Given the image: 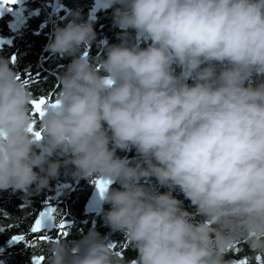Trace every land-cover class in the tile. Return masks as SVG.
Segmentation results:
<instances>
[{
  "label": "trees",
  "instance_id": "obj_1",
  "mask_svg": "<svg viewBox=\"0 0 264 264\" xmlns=\"http://www.w3.org/2000/svg\"><path fill=\"white\" fill-rule=\"evenodd\" d=\"M240 3L244 9L236 13V39L217 51L215 67L206 63L199 103L196 92L186 87L182 94L152 96L148 106L128 107L129 92L115 105L97 109L71 137L69 118L42 121L56 143L42 139L41 147H52L51 152L34 167L25 187H0V245L14 232L29 231L48 202H55L57 218L68 222L66 235L55 241L30 233L29 247L12 251L9 264H34L41 255V264H264V2ZM189 9L179 11L188 23L204 15ZM7 19H0L2 36L9 30ZM241 36L247 37L254 63L247 84L234 83L200 110L201 99L210 93L207 71L224 70L226 62L231 67ZM45 37L30 31L5 44L0 77L23 68L74 64L64 37L58 40L62 57L58 52L55 63L42 61ZM50 77L32 92L50 93L57 79ZM137 90L142 97L147 92ZM12 95L6 91L0 100L10 101ZM2 108L7 117L33 113V106ZM219 120H226L228 128L177 136L182 127L194 130ZM41 147L25 143L21 154L34 155ZM113 162L125 172L110 185L102 207L87 211L96 178ZM63 181L70 185H58ZM78 243L80 251L74 252Z\"/></svg>",
  "mask_w": 264,
  "mask_h": 264
},
{
  "label": "flooded vegetation",
  "instance_id": "obj_2",
  "mask_svg": "<svg viewBox=\"0 0 264 264\" xmlns=\"http://www.w3.org/2000/svg\"><path fill=\"white\" fill-rule=\"evenodd\" d=\"M192 1L194 0H8L2 4L0 7H4L6 11L0 19L8 16L9 30L5 36L10 39L1 44L0 51L5 48V44L12 45L14 40H22L27 32L34 31L47 36L40 57L42 61L55 63L58 52L62 57L58 43L62 37L66 38L68 56L76 59H72L75 62H70L69 65L58 63L57 67L36 66L23 68L18 73H5L13 75L14 80L11 87L0 92V95L6 91H11L13 95L10 101L0 100V107L16 104L22 108L25 105L33 106V113L7 117L4 115L6 110L2 108L0 111V187L9 188L15 184L25 187L26 181H29L35 171L34 167L48 160L47 154L52 147H41L44 142L42 139H46L51 145H55L56 139H50L44 131L45 126L41 124L43 120L59 117L67 121L69 118L73 125L68 135L71 137L78 133L77 127H83L72 123L71 113L82 106L86 107L80 111L85 119V126L89 116L97 109L104 110L115 105L122 98L125 99L129 92L133 95L127 106L138 108L148 106L152 102V96L166 97L174 92L182 94L186 87L193 89L197 97L206 63L210 66L214 64L213 61L221 54H217V51H223L236 39L233 37V31L239 22L236 13L242 11L244 5L240 0ZM259 2L262 4L264 0ZM180 9H200L203 11L199 12L204 15H199L195 22L188 23L183 13L179 12ZM32 16L36 19H31ZM170 22L174 23V27L170 26ZM238 40L231 67L226 62L224 70L213 69L214 73L211 74L207 71L204 80L209 84L210 93L201 99L199 106L213 93L216 95L215 102L221 91L232 89L236 82L237 85L247 84L249 70L254 64L251 60L252 48L247 37L241 36ZM84 55L87 66L81 69L79 59ZM115 60H120V68L129 72L123 73L119 69L116 80L113 79L114 71L111 68ZM92 64L96 66L92 67ZM51 74L57 77L54 84L56 88L50 93L42 91L34 94V89L48 84ZM139 87H145L147 92L144 97L139 95ZM89 91H93L98 98L113 95L115 100L101 102L94 110H90L95 102L83 99V95ZM16 97L19 101H12ZM53 105L54 110H47L41 115L45 107ZM56 107L61 108L60 114ZM21 112L23 113L22 110ZM61 136L63 135L58 138ZM25 143H36L41 150L38 149L31 156H22ZM7 154L11 156L5 161ZM111 164L118 166L114 162ZM56 169L57 167L53 171ZM89 175L87 173L86 177ZM58 185L67 187L70 182L63 181ZM46 204L55 205L52 227L32 231V225L29 231L12 233L6 244L0 245V264H9L7 258L12 251L29 247L27 237L30 233H34L38 239L52 238L55 241L59 240L62 233L66 235L68 222L57 218L56 203ZM17 234H22V239L11 244V238ZM78 245L81 248V243ZM35 258V261H39L38 264L42 263L43 255Z\"/></svg>",
  "mask_w": 264,
  "mask_h": 264
},
{
  "label": "water",
  "instance_id": "obj_3",
  "mask_svg": "<svg viewBox=\"0 0 264 264\" xmlns=\"http://www.w3.org/2000/svg\"><path fill=\"white\" fill-rule=\"evenodd\" d=\"M5 8L0 7V16L4 14ZM227 13V11H226ZM10 39V37L2 36L0 35V46L2 43L7 42ZM79 65L81 69L86 68L87 61L85 55L83 57H80L79 59ZM14 80V76L10 74H6L2 77H0V92H3L7 89H9L12 85V82ZM215 93H213L208 99L200 106V110H205L209 108L214 100H215ZM84 100L94 101L95 105L90 110H94L97 105H99L101 102H113L115 100V97L113 95H107L102 98H98L96 94L93 91H89L83 95ZM86 109L85 106H82L78 109H76L74 112L71 113L72 116V123L79 126H84L85 119L83 116H81L80 111ZM226 127L227 122L226 120H219L212 122L210 124L200 125L196 127L194 130H191L187 127H182L177 131V136L180 139H186L188 138L192 133L194 132H211L214 130H217L219 128ZM119 127H117V130ZM125 172V167L123 165L116 166L115 164L109 165L98 177L97 182L94 186L93 192L87 202L86 210L89 212H94L98 209H100L107 197L108 189L110 185L117 180L120 174H123ZM55 211V205L54 204H46L43 206L42 211L40 214L35 218L34 225L32 227V231H38L43 228H50L52 227V222L54 219L53 213ZM23 235L17 234L14 235L11 238L10 243L13 244L20 239H22ZM80 249V245H77L74 248V252H78ZM38 260L35 264H38ZM130 264H136L135 262H130Z\"/></svg>",
  "mask_w": 264,
  "mask_h": 264
},
{
  "label": "rangeland",
  "instance_id": "obj_4",
  "mask_svg": "<svg viewBox=\"0 0 264 264\" xmlns=\"http://www.w3.org/2000/svg\"><path fill=\"white\" fill-rule=\"evenodd\" d=\"M7 1L8 0H0V6L2 5V4H5V3H7ZM200 33V31L198 32V34ZM112 70L114 71V77H113V79L114 80H116V78H115V76H116V73H118V71H120L119 69H121L120 68V60H115V61H113V65H112ZM122 70V72L123 73H129L127 70H123V69H121ZM131 72V71H130ZM112 78V77H111ZM19 98H15V99H13L12 101H19L18 100ZM21 99V98H20ZM61 108H59V107H56V111H57V113L58 114H60V112H61V110H60ZM47 110H49V111H51V110H54V105L53 106H51V107H45V110L43 111H41V115H43L44 113H45V111L47 112ZM10 154H7L6 155V157H5V161H7V160H9V158H10ZM250 175H252V173H250ZM245 177H248V175L246 176V175H244Z\"/></svg>",
  "mask_w": 264,
  "mask_h": 264
}]
</instances>
